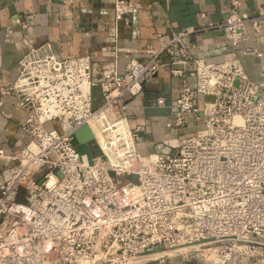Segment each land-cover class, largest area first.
I'll list each match as a JSON object with an SVG mask.
<instances>
[{
    "label": "built area",
    "instance_id": "1",
    "mask_svg": "<svg viewBox=\"0 0 264 264\" xmlns=\"http://www.w3.org/2000/svg\"><path fill=\"white\" fill-rule=\"evenodd\" d=\"M239 7L231 0L222 22L127 54L123 70L118 60L97 68L87 56L63 59L51 44L22 57L15 84L0 88L28 114L25 149L16 156L0 149V264H152L176 257L264 264V84L252 81L240 61L207 63L185 44L195 32L215 31L241 55L264 58L247 47L250 30L261 35L264 15H241ZM138 9L118 0L116 19ZM164 68L184 86L174 102L159 98L157 106L172 110L174 128H188L193 116L199 129L174 150L143 156L126 101ZM84 125L99 148L95 155L73 145Z\"/></svg>",
    "mask_w": 264,
    "mask_h": 264
},
{
    "label": "crops",
    "instance_id": "2",
    "mask_svg": "<svg viewBox=\"0 0 264 264\" xmlns=\"http://www.w3.org/2000/svg\"><path fill=\"white\" fill-rule=\"evenodd\" d=\"M117 1L0 0V88L13 86L22 57L45 44H51L63 59L87 56L97 68L118 60L123 70L127 54L140 55L149 47L160 49L178 32L222 22L230 13L231 0H127L139 9L119 21ZM239 13L263 16L264 0H240ZM161 36L165 38L160 39ZM185 44L194 58L207 63L240 61L252 81L264 84V58L241 55L222 33L195 32L185 39ZM250 46L264 51V22L260 36L250 30L247 47ZM186 70L191 74L194 64H188ZM195 82L194 77L188 79L191 87ZM183 86V81L173 78L164 68L145 83L138 98L127 99L129 124L133 130H139L138 149L143 156L163 148L174 150L182 139L198 131L193 116L188 118V128H174L172 110L156 104L159 98L169 104L174 102ZM202 105L199 101V108ZM27 117V112L17 107L15 98L0 96V149L7 155L16 156L25 149L28 138L22 125ZM152 264L201 263L176 257Z\"/></svg>",
    "mask_w": 264,
    "mask_h": 264
},
{
    "label": "water",
    "instance_id": "3",
    "mask_svg": "<svg viewBox=\"0 0 264 264\" xmlns=\"http://www.w3.org/2000/svg\"><path fill=\"white\" fill-rule=\"evenodd\" d=\"M93 142L94 135L88 125H84L74 134L73 145L81 154L89 155V148Z\"/></svg>",
    "mask_w": 264,
    "mask_h": 264
},
{
    "label": "rangeland",
    "instance_id": "4",
    "mask_svg": "<svg viewBox=\"0 0 264 264\" xmlns=\"http://www.w3.org/2000/svg\"><path fill=\"white\" fill-rule=\"evenodd\" d=\"M91 149H92L93 155H95V154H97L99 152V148H98V146L95 143L92 144ZM135 179L136 178H134V177H132L131 179L124 178L123 181H129V180H133L134 181ZM20 202L24 203V201L22 199H20Z\"/></svg>",
    "mask_w": 264,
    "mask_h": 264
},
{
    "label": "trees",
    "instance_id": "5",
    "mask_svg": "<svg viewBox=\"0 0 264 264\" xmlns=\"http://www.w3.org/2000/svg\"><path fill=\"white\" fill-rule=\"evenodd\" d=\"M89 155H93L92 149L89 148Z\"/></svg>",
    "mask_w": 264,
    "mask_h": 264
}]
</instances>
